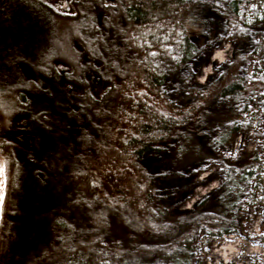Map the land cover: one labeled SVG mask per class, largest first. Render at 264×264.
<instances>
[{"label":"trees","instance_id":"16d2710c","mask_svg":"<svg viewBox=\"0 0 264 264\" xmlns=\"http://www.w3.org/2000/svg\"><path fill=\"white\" fill-rule=\"evenodd\" d=\"M17 20L22 23L10 29L14 38L0 42L5 69L0 68V99L5 85L17 83L37 86L38 95L19 89L14 98H6L13 111L8 124L3 126L0 117L7 166L14 159L17 170L24 167L31 175L24 189L19 183L20 200L8 208L22 212L17 241L6 249L8 263L191 264V241L199 231L208 238L237 232L235 207L253 200L261 185L264 147L239 151L230 163L218 161L212 148L229 144L240 130L239 121L264 93V76L230 69L218 76L215 88L209 79L187 86L199 91L200 98L177 105L169 93L174 80L152 61L149 50L173 49L185 60L195 48L193 40L236 28L247 34H236L235 56L257 55L264 64V50L254 46L255 38L264 36L260 0H0V25ZM65 23L72 24L74 33L64 54L85 76L105 77L100 80L105 87L94 97L85 87L46 77L44 66L36 69L34 52L47 48L54 24ZM95 54L102 62L92 72ZM54 95L64 99L56 102ZM88 97L94 100L88 103ZM1 106L0 101V115ZM101 110L105 113L95 117ZM210 130L216 132L211 141ZM31 132L39 138L35 145H29ZM53 149L62 154L55 170L49 160ZM204 161L225 164L226 179L196 211L186 213L187 223L176 228L160 251L133 250L128 239L108 227L109 217L117 220L114 215L163 217L161 193L168 174ZM141 201L144 206L138 205ZM210 215L219 227L205 228ZM12 218L5 217L7 226ZM133 232L126 231L145 237Z\"/></svg>","mask_w":264,"mask_h":264},{"label":"rangeland","instance_id":"374dc122","mask_svg":"<svg viewBox=\"0 0 264 264\" xmlns=\"http://www.w3.org/2000/svg\"><path fill=\"white\" fill-rule=\"evenodd\" d=\"M260 1L264 8V0ZM190 16H192L191 13ZM193 18H195L194 15ZM16 22L17 24L22 23L17 20L15 22L6 21L0 25V42L5 44L8 43V39L14 38V35H11L13 33L10 32V29L16 25ZM20 30H22V27ZM73 31L71 23L60 24V26L54 24L52 33L49 37L50 43L48 42L47 48L45 50H38L39 48L37 46L35 49L38 50L34 52L36 56V69L40 70V67L44 66L46 68V77L51 78L52 76L54 80H57V82L62 85H74V87L81 86L83 89L85 87L86 90H90L88 94L94 97V95L99 94L105 87L106 84L100 81L105 77L97 79L93 74H91L90 78L85 76L82 70L78 69V67H74L72 63L73 59L64 54V49L67 48L68 41L73 36ZM236 34L243 38L247 33L242 29L236 28L233 29L232 33L228 32V34L225 32L213 36L210 33H206L205 37L193 40L195 48L191 55L185 60L173 49L166 50L165 52L154 51L153 49H151L152 51L149 50L152 61L174 80V83L170 85L169 93L175 104L183 106L189 105L195 99L200 98L198 94L199 91H195V89L189 90L187 86L203 85L209 79L210 85L215 88L218 76L224 73V71L227 74L230 69L240 75L250 76V74L252 75L255 73L259 78L264 76V64L256 58L257 55L252 56L249 54L242 57L235 56V49L239 40ZM254 42V46H256L259 51L264 50V36L255 38ZM214 55H216V58L213 57ZM92 59L93 60L89 63V68H91L92 72L98 71L97 67L98 64L102 62V59L98 54L93 55ZM0 68L5 70L1 63ZM52 68H57V70L54 71ZM32 71L33 70H31V74H33ZM16 72L18 73V71ZM16 72L15 75H17ZM93 76L95 81H93ZM9 78H6V81L9 80ZM5 86L6 90L2 95L4 98L0 99L3 112L0 117L3 119V121L1 120L3 126L6 125V122L8 124L9 118L13 115V111L10 112L9 110L12 105L8 101L9 99L6 98H14L15 92L24 87L33 89L36 95H38L37 86L35 87L34 85L17 83V85ZM103 98L104 96L101 97L102 100ZM61 99L63 100L64 98L54 95V100L56 102ZM87 100L89 103L94 99L91 100V98L88 97ZM104 113V110L96 111L95 117H101ZM239 127L240 130L233 136L229 144L224 147L212 148L214 154L218 157V161H227L230 163L239 151L249 152L258 147L259 149L264 147L263 92L256 98L251 114L246 113L243 115L242 121H239ZM215 133L214 130H210L206 133V135H209L210 141L212 137L215 136ZM31 134L32 141L28 140V142L30 141L29 145H32V143L35 145L38 143L39 138L37 135L35 136L34 132H31ZM28 138L31 139L30 135ZM8 139L12 141L10 138ZM1 142L7 144L4 138H2ZM38 149H41V147L37 145V150ZM37 154H41V152L37 151ZM60 155L62 154L58 153L55 149H53L50 154V166L54 170L55 166L57 167V165H60ZM21 157L24 158L22 153ZM218 161H204L198 164H192L176 173L168 174L166 179L169 183L163 188L161 193V198L166 209V214L163 217L156 218V216H151L145 217L147 219L139 220L133 218V220H131L130 217L127 219L123 218L121 215H114L117 220L109 217L108 227L115 230L116 236L119 235L120 237L122 236L123 239H128L129 246L133 250H138L141 253H154L156 250L160 251L165 241L171 240L176 228H179V225L184 226L187 223V219L184 218L186 213H188V211H196V206L200 201L214 194L216 188L226 179L227 167L225 164ZM14 162V159H11V162H9L7 166L5 151L3 152L2 148H0V224L2 223V225H0V251L2 250V253L5 254L4 258L0 259V264H10L8 263L9 251L6 254V249L8 250L14 246L20 234V229L17 224L22 221L19 215L22 212H19L17 215L16 209L14 211L12 209L14 203L20 200L16 193V189L19 183L23 184L24 189L30 182L31 176L24 167L17 170V165ZM260 180L261 185L258 187L254 199L247 198L235 207L236 210L234 213H236V218L235 221L233 219V226L237 232L223 234L220 237L208 238V235H206L204 231H199L196 237L192 238L191 247L193 248V259L191 264H207L208 260L206 254H208L215 245L229 240L230 236L232 237L230 242L233 243L238 239L245 243V249L256 248L264 253V173L261 174ZM11 201L12 206L9 212L8 208ZM138 205L144 206L143 201H141L140 204L138 203ZM117 211L122 213L119 208ZM130 212L135 211L130 209ZM7 215L13 217V224L9 223L8 226L5 223V217ZM14 215H17V217ZM205 221L203 225L206 226V229H215V227H219L218 221H215L211 215L208 220ZM188 222H190V220H188ZM2 229L4 234L2 233ZM131 230L134 231V234L143 233L145 237L143 238L138 235L126 233V231ZM143 239H145V241H142ZM175 243L176 241H174V244ZM6 256H8V258ZM236 261L237 264H262L260 263V258L257 256L240 255Z\"/></svg>","mask_w":264,"mask_h":264},{"label":"bare ground","instance_id":"6f19581e","mask_svg":"<svg viewBox=\"0 0 264 264\" xmlns=\"http://www.w3.org/2000/svg\"><path fill=\"white\" fill-rule=\"evenodd\" d=\"M216 58V55L213 56ZM229 240L222 242L219 245H215L213 249L206 254L207 264H237V258L240 255L259 257L260 263L264 264V253L256 248L245 249V243L241 240L236 239L235 242Z\"/></svg>","mask_w":264,"mask_h":264}]
</instances>
